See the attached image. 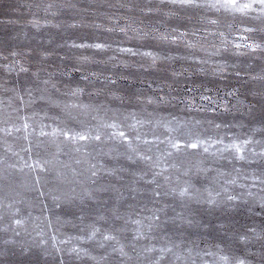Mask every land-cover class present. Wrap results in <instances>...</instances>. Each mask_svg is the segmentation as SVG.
Here are the masks:
<instances>
[{
  "label": "rangeland",
  "instance_id": "rangeland-1",
  "mask_svg": "<svg viewBox=\"0 0 264 264\" xmlns=\"http://www.w3.org/2000/svg\"><path fill=\"white\" fill-rule=\"evenodd\" d=\"M203 2V0H201ZM52 4L53 7L46 14L42 8L36 5ZM160 0H0V57L7 55L10 50L20 53L14 59L29 69L27 73L16 72L8 73L0 69V84L7 88H17L20 95L24 97L22 104L15 98L12 92H6L4 88H0V158L5 163L0 165V264H51L52 256L47 258L41 255L43 248L33 246L32 241L37 243L44 239L47 241V249L55 255L53 244L56 247H66L62 241L69 236H85L84 240H73L77 246L85 247L89 252L97 257L108 256L109 264H121L126 261V257H122L117 252L112 251V247L125 246V251L132 257L131 264H137V253L141 252L145 247H160L168 245L169 238L177 243H181L179 249H174L180 256L177 257L171 253H166L161 264H219L221 255H227L233 264L236 259L246 261V264H264V240L252 239L248 243H244L237 239L239 233H247L249 236L253 234L248 232L249 228H255L259 233L264 231V209L258 203H254L251 197L247 196V192L251 191L257 198L261 193V186L258 179L253 178V173L258 177L262 167L259 163L248 164L245 161H234L236 168L243 169V172L237 176L232 171V164L228 160H220L212 163L210 156L215 148H210L209 154L180 157H166L165 153L169 150V146L165 142V129L157 126L155 120L159 117L171 120L178 117L181 120H215L216 123H227L235 125L237 121L248 119L242 117L233 110L225 113L222 109L217 108L216 112L199 111V106L206 104L199 98L200 93L215 97L217 93L223 96L225 92L233 88L240 90V97L246 103L254 104L253 116L258 122L264 115V102L260 98L253 97V92L264 90V82L251 79L252 76L264 73V54L232 56L230 53L222 56H212L210 53L214 51L213 44L218 45L220 38L213 35L218 31H224L230 41L237 40L240 35H247L243 32H233L229 35L228 30L224 27L227 23L239 25L240 18L233 21L231 15L217 13L214 9H180L176 8L181 19L176 17H165L162 12L146 13L140 9L146 6L157 7ZM123 4L133 5V10L121 7ZM75 5V7H71ZM163 11H168L167 5ZM85 9H87L85 11ZM55 13V15H53ZM258 13H250L249 17L244 18V26L261 27L260 19H253ZM203 17V19H202ZM190 18V19H189ZM36 19L39 21V28L33 27L29 21ZM219 19L220 25H211L209 20ZM83 21L86 26H79ZM76 24L73 28L69 25ZM93 24H102L105 27H113L116 30L109 33L103 29L97 30L92 27ZM131 25L137 29L148 30L151 27L159 28L161 31H170L174 27H178L180 31H187L188 36L179 40L175 44L161 43L149 40L148 49L141 50L161 51L163 53L170 52L176 56H189L195 59H205L209 63L204 65L208 70L206 73H197L188 78H173L171 73L173 70H179L181 65L188 67L193 64L192 59L187 61L177 60L174 63L158 61L155 68H140L139 63H147V60H141L140 57H130L120 54L114 49L118 46L140 48L141 42L128 39L123 33H120L118 26ZM195 35H192V33ZM131 32L128 33L130 37ZM257 35H259L257 33ZM87 42H107L112 45V49L101 53L92 49H73L71 43ZM187 41L197 44L196 48H187ZM115 55L118 59L126 60L131 67L125 69L121 65L108 62V56ZM89 57V61L77 57ZM9 59H13L9 57ZM227 59L229 63H235L238 68L229 69L223 76L213 75L211 69L216 62ZM103 61V62H101ZM0 59V64L5 63ZM39 71L40 78L51 79L56 83L59 91L52 90L54 98L63 105L64 103H72L75 98L67 95L69 90L79 85L85 89V94L79 98V101L85 104H102L109 108H119L122 112H136L138 118L144 120H152L153 123H145L140 127L142 139L147 138L153 140L154 136L158 138L155 144L145 145L139 142L137 147L140 153L150 155L155 161L160 157V166L151 167L150 161H140L134 156L135 163L125 159L123 156L114 158L112 156L98 155L100 148L106 152L110 144L97 145L89 142L87 151L83 149L80 153L73 151L72 145H63V152L59 159L70 164L71 168H75L78 172H83L84 176L88 175L87 169L91 164H96L99 168L104 165L105 168H124L126 171L111 175L109 172L101 170L95 178L97 185L111 184L117 191H108L97 193L98 202H89L82 206L79 202L68 203L63 202L60 208H56L49 191L56 189L57 195L67 194L68 196L77 195L84 187L80 183L83 177H76L73 180L72 173L69 169L59 168L60 172L65 175L57 177L55 170L42 173L38 169L33 171L29 168H22L20 158L32 164L38 159L51 158V153L56 152V143L52 142L51 137L39 136L41 123L49 125L44 130L51 132V128L55 125L53 121L44 118L45 114L54 115L59 109L49 105L46 101H36L33 104L28 103L29 97L25 91L26 88L35 89L37 86L44 87L39 84L32 76L33 72ZM239 71L240 77L235 76L234 72ZM97 73L94 77L91 74ZM121 74L128 77L127 79H118L116 86L107 85L105 77L118 78ZM88 76V80L82 79ZM151 84V88L149 87ZM157 84L161 86L162 91L154 89ZM171 85V95L176 97H186L195 95L196 107L188 109L179 99L173 100L167 105L148 104L146 97L164 95L169 93L167 85ZM50 87V86H49ZM115 87L118 94L122 95L125 100L121 104L110 95L111 89ZM189 88L197 89L194 93H189ZM207 90V91H206ZM91 93V94H89ZM39 93L33 92L36 96ZM139 97V101H137ZM227 99L234 103L231 97ZM11 104V107H9ZM19 108V112L14 109ZM44 111H41V109ZM141 108L146 111H141ZM38 115H33V113ZM148 113H154L148 116ZM73 115L78 119L87 121L95 125L98 120L93 117L97 113L89 110L87 113H81L80 110H73ZM110 116L111 113H108ZM29 117L30 125L27 132L23 129L24 121L21 117ZM98 118L107 119L103 111L99 113ZM19 128V131L16 129ZM8 129V131H4ZM205 136L225 138V144L229 143L233 136L239 137L240 140L251 137L255 141L264 139L260 133H251L249 128L243 129L232 127L231 131L224 127L219 130L212 125L204 124L200 129ZM179 133L173 132L168 135L176 136ZM27 136V139H25ZM31 142V144H29ZM59 141H57L58 143ZM239 142V141H237ZM84 144L85 142H80ZM39 145V146H38ZM31 146L32 151L29 153L26 149ZM151 147V151L148 148ZM221 147V146H216ZM259 152L261 145L251 144L246 146L245 155L250 154V150ZM123 152L124 148L121 147ZM189 152L194 150L189 149ZM202 151V150H201ZM205 159V166L213 168L220 167L225 173L231 175L217 176L215 172H210L205 176L203 173H196L195 168L189 175H184V168L187 166L186 161L193 164L197 159ZM80 159L82 163L77 164L75 161ZM175 163L178 167L173 168L171 165ZM8 164H15V168H8ZM147 172L145 179H140L139 175L133 176L132 173ZM157 172V183L161 185L160 191L164 192L170 188L184 186L185 181H190L195 188L201 189L203 196H207L204 192L205 188L220 191L221 187H227L233 195L240 196L247 203H241L240 200L232 202L235 207L212 208L207 204H196L189 202L188 208L182 206L181 200L172 195L155 198L151 195L155 184H147L145 181L152 179V173ZM40 176V184L35 183L36 177ZM165 177H169L165 180ZM213 177L216 179L213 180ZM236 179V184L225 185V180ZM243 184L246 187L241 188ZM96 187V185H90ZM135 188L136 191L130 189ZM75 189V192H73ZM44 191L45 195L40 196L39 192ZM123 194V199L119 201L118 207L120 214L130 216L131 220H141L143 225H147L149 221L146 217L152 215L151 209L154 207H163L168 205L167 217L175 216L177 213L188 214L189 211L195 213V220L199 221L198 227L189 228L185 226L183 229H174L173 225L163 222L167 219L163 213L161 215V227L153 228L152 232H148L147 228L141 229L144 236L133 241L138 225L129 220L127 224L123 220L120 221H97L95 218L98 213L108 215L107 210L113 206H117L116 196ZM223 196V193H222ZM12 207L9 208L8 205ZM47 205V209H45ZM83 207V212L81 208ZM17 209L19 212L17 213ZM59 215L62 220H69L71 223L59 224L55 217ZM83 215V222L79 217ZM49 218H51V226L49 227ZM23 221L21 225H16L14 220ZM95 222L96 227L101 231L107 230L116 237L115 240L103 242L101 246V237L98 234L94 239L88 240L86 226ZM223 225V227H220ZM122 228V231L116 229ZM19 233V235H17ZM43 233L41 236L40 234ZM55 236V241L52 237ZM131 243L136 244L135 251L131 247ZM219 244L217 248L215 245ZM23 247H30L28 254H23ZM208 253H212L209 255ZM145 256L155 259L159 256L158 252L144 253L139 257L140 264H147Z\"/></svg>",
  "mask_w": 264,
  "mask_h": 264
},
{
  "label": "snow or ice",
  "instance_id": "snow-or-ice-1",
  "mask_svg": "<svg viewBox=\"0 0 264 264\" xmlns=\"http://www.w3.org/2000/svg\"><path fill=\"white\" fill-rule=\"evenodd\" d=\"M167 5L168 11H163ZM36 7L42 8V10L47 14L49 10L53 7L52 4H40L38 3ZM71 7H75L72 5ZM121 7L128 8L129 11L133 10V5L123 4ZM180 9H214L217 13H223L224 15H231L233 21L237 18V14H239L240 24L234 23H227L224 27L228 30L229 35L233 32H243L247 33V35H240L237 40L230 41L226 36L224 31H218L217 33H213V35H218L220 38V43L218 45L213 44L214 51L210 53L212 56H222L223 54L230 53L232 56L240 57V56H247V55H262L264 54V0H160L159 6L151 7L146 6L141 8L140 10L146 13H153V12H162L163 16L165 17H176L177 19H181L178 13L175 11L176 8ZM87 9H85L86 11ZM250 13H258V16L254 17L253 19H260L261 20V27H249L244 26V18L249 17ZM55 15V13H53ZM190 19V18H189ZM203 19V17H202ZM33 25V27L39 28V21L33 19L29 21ZM211 25H220L219 19H212L208 21ZM70 27H77L76 24L69 25ZM79 26L83 27L86 26L83 21L80 22ZM97 30L103 29L106 32H113L116 29L113 27H105L102 24H93ZM118 30L120 33H123L125 37L128 39L136 40L141 42L140 48H133V47H123L118 46L114 51L127 55L130 57H140L141 60H147V63H139L140 68H155L158 61L161 62H169L174 63L177 60L180 61H187L192 59L193 64L189 65L188 67H184L181 65L179 70H173L171 75L173 78L185 77L188 78L191 75H195L197 73H206L208 70L204 67V65L208 64L209 61L205 59H195V57L189 56H176L172 55L170 52L163 53L161 51H152V50H141V48L148 49L151 46L147 45L149 40L158 41L161 43H169L175 44L179 40H182L184 37L188 36L189 33L187 31H180L178 27L172 28L170 31L165 30L161 31L159 28L151 27L148 30L137 29L132 27L131 25H124L118 26ZM131 32L132 35L129 37L128 33ZM257 33L259 35H257ZM192 35H195L193 32ZM185 46L187 48H196L197 44L192 43L191 41H187ZM73 49H92L97 50L101 53L109 51L112 49V45L107 42H81L76 43L73 41L70 45ZM15 50H10L7 55L0 57L6 61L3 64H0V69H3L5 72L12 73L16 72L17 75L19 73H27L29 69L25 67L24 64H21L18 60L14 59L15 57L19 56ZM12 57L13 59H9ZM78 60L82 59L84 61H89V57H77ZM108 62H114V64L121 65L123 68L127 69L131 67V65L126 60L118 59L117 56L111 55L107 58ZM103 62V61H101ZM238 68V65L235 63H229L227 59H222L216 62L215 66L211 69L213 75L216 76H223L225 72L229 69L235 70ZM235 76L240 77L241 73L239 71L234 72ZM92 76L96 77L97 73H92ZM34 79L39 82V84H43L44 87L37 86L35 89L26 88L25 91L27 96L29 97L28 103L33 104L36 101H46L49 105L54 106L55 108L59 109V112L54 115H47L45 114L46 119L53 121L54 127L51 128V132H47L44 129L49 127V125H45L41 123L40 125V132L39 136L41 137H51L52 142L56 143V152L51 153V158L46 159H38L34 161L32 164H29L27 161L20 158L22 168H29L33 171L39 170L42 173H47L50 170H55L57 177L64 176L63 172L59 171V168L69 169L72 173L73 180L75 181L76 177H83V180L80 181L81 184L84 185L81 192L77 195L68 196L67 194L57 195L56 189H52L49 191L48 195L51 196V199L56 208H60L63 202L68 203H75L79 202L80 205L84 206L89 202H98L97 193H104L108 191H117L115 187L111 184H101L97 185L96 177L98 176V172L101 170L109 172L111 175H116L119 172L126 171L124 168H105L104 165H100L99 168L96 164H91L87 169L88 175L84 176L83 172H78L75 168H71L70 164L66 161H61L59 159L60 154L67 153L63 152V145H72L73 151L76 153H80L82 149L86 152L87 146L89 142L96 143L97 145L101 144H110L108 150L105 152L103 148H100L98 155L104 156H112L115 154L114 158L123 156L128 161L135 163L134 156L138 157L140 161H150L151 167L156 168L160 166V157L154 161L153 157L150 155H144L140 153L138 150V143L143 142L145 145L155 144L156 138L154 136L153 140H148L147 138L142 139V133L140 127L143 126L145 123H153L152 120H144L140 119L137 116L136 112H122L119 108H109L105 107L102 104H85L79 101V98L85 94V89L77 85L69 90L67 95L75 98L72 103H64L61 105L54 96L52 90L59 91L56 87V83L51 79H43L40 78V72L36 71L32 73ZM128 77L121 74L118 78L113 77H105L107 85L116 86L118 79H127ZM82 79L88 80V76H83ZM253 80H259L264 82V73H259L251 77ZM50 86V87H49ZM151 88V84H149ZM167 87L169 88V93L164 95H157V96H149L145 98L146 103L148 104H156V105H167L170 104L173 100L179 99L181 103L185 105L186 108L192 109L196 107L195 105V95L186 96L183 98L172 96L171 95V85L168 84ZM0 88H4L6 92H12L15 94V98L18 99L22 104L24 103V97L20 95L17 88H7L4 85L0 84ZM161 89V86L157 84V88L154 91ZM39 93L38 95L34 96L33 92ZM189 93H194L197 89L189 88L187 90ZM207 91V90H206ZM91 94V93H89ZM110 95L113 99L120 101L121 104L124 103L125 98L118 94V90L113 87L110 91ZM253 97H259L261 102H264V90L260 92H253ZM227 97H231L234 103L230 102ZM200 100L206 101L207 103L204 105L199 106V111H208V112H216L217 108H220L225 113L235 112L239 113L242 117H246L248 119H242L236 122L235 125H230L227 123H216L215 120L207 119V120H181L178 117H173L171 120L164 119L163 117H159L155 120L157 126L163 127L165 129V142L169 146L171 150L165 153L166 157H180L184 156H193L199 155L203 157L204 154H209L210 148H215L214 152L210 153L212 158V163H217L220 160H228L229 163L232 164V171L239 176L243 169L236 168L234 161H245L248 164L259 163L262 165L260 169V174L257 177L255 173H253V178L259 180V184L261 186V193H264V139L260 141H255L251 137L245 138L240 140L239 137L233 136L231 141L225 144V138L216 136H205L200 129L203 127L204 124L212 125L214 128L219 130L221 127L229 129L231 131L232 127L238 128H249L250 132L260 133L262 137H264V115L261 116L258 122L255 121V117L253 116V109L255 107L254 104L246 103L244 99L240 97V90L238 88H233L228 92H225L223 96H220L219 93L216 94L215 97L206 95L205 93H200L199 95ZM139 101V97L136 98ZM11 107V104H9ZM19 108L14 109V111L19 112ZM73 110H80L81 113H87L89 110L94 111L97 113V116H94V120H98V122L93 125L87 121L78 119L77 116L73 115ZM41 111H44L42 108ZM103 111L107 116V119L98 118L99 113ZM141 111H146V109L141 108ZM108 113H111L109 116ZM33 115H38V113H33ZM154 113H148V116H153ZM24 121L22 127L27 132L30 125L28 123L29 117L24 116L21 117ZM20 129L17 128L16 131ZM4 131H8V129H4ZM179 133L176 136L168 135L170 133ZM27 139V136H25ZM57 141H59L57 143ZM239 141V142H237ZM80 142H85L81 144ZM31 144V142H29ZM251 144H259L261 145V150L259 152L250 150V154L245 155L246 146ZM221 147H216V146ZM39 146V145H38ZM123 147L124 151L121 152L120 148ZM194 150L193 152H189L188 150ZM202 150V151H201ZM26 151L29 153L32 151L31 146H29ZM148 151H151V147L148 148ZM77 164L82 163L80 159L75 161ZM5 161L0 158V165H3ZM187 166L184 168V175H189L192 172L193 168H195L196 173H203L207 176L210 172H215L217 176H225L231 175L230 173H225L220 167L213 168L210 165L205 166V159L199 158L193 164L190 161H186ZM8 168H15V164H8ZM171 167L176 168L178 167L177 164L173 163ZM133 176L139 175L140 179H145L148 175L147 172L137 173L133 172ZM160 175V173L153 172L152 179L146 180L147 184H155L156 187L152 189L151 195L153 197V201L155 202V198L160 197L161 195L168 196L172 195L173 197H178L181 200L182 206L188 208L189 202H194L196 204H207L212 208H232L235 207V202L240 200L241 203H247V201L243 200V193L240 196L233 195L229 192L227 187H221L220 191L213 192L210 188H205L204 192L207 193V196H203L201 189L195 188V186L190 181H185L184 186L179 187V189L173 187L168 189L167 191L161 192L160 188L161 185L157 183L156 176ZM169 177H165V180H168ZM216 178L213 177V180ZM41 178L40 176L36 177L35 183L37 185L40 184ZM225 185L229 184H236V179H228L225 180ZM90 185H96V187H91ZM241 188L246 187L245 185L241 184ZM131 191H136L135 188L130 189ZM75 192V189H73ZM223 193V196H222ZM40 196H44L45 192L40 191ZM247 196L251 197L254 203H258L259 206L264 209V195H260L258 198L251 192H247ZM123 194L120 193L116 196L117 206H113L112 208L108 209V215L104 213H98L96 216L97 221H105L106 223L109 220L112 221H120L123 220L125 224L131 220L130 216H123L120 214V210L118 207L119 201L122 200ZM9 208L12 207L11 204L8 205ZM167 208L168 205L165 204L163 207H154L151 209L152 215L146 217L149 221L147 225H143L141 220H131L132 223L138 225L139 227L136 230L135 235L133 236V241H136L144 236V232L141 230L144 227L147 228L148 232H152L153 228H160L161 227V215L163 213L165 217H167ZM45 209H47V205H45ZM83 207L81 211L83 212ZM17 213L19 209L16 210ZM195 213L189 211L187 215L185 213H177L175 216L167 217V219L163 222L164 224L171 222L174 229H183L185 226L192 228L198 227L200 222L195 220L194 217ZM80 221L83 222L84 216L81 215L79 217ZM57 223L63 225L71 223L69 220H62L61 216L57 215L55 217ZM16 225H21L23 223L22 220L16 219L14 220ZM49 227L51 226V218H49ZM223 227V225H220ZM87 228V239L92 240L98 234L102 238L100 243L103 246V242L115 240L116 237L111 235L110 233L106 234L107 230L101 231L100 228L96 227L95 222L90 223L86 226ZM117 231H122V228L116 229ZM248 232L252 233V236H249L247 233H239L237 235V239L248 243L252 239L264 240V231L259 233L256 232L255 228H249ZM19 235V233H17ZM41 236L43 233L40 234ZM85 236H76L71 237L69 236L66 240L62 241L66 247H56L53 244V249L55 255L51 251H49L46 247L47 241L41 239L38 243L33 240V246L37 248H43L41 255L45 258L52 256L51 264H109L108 256H94L92 255L89 250L85 247L77 246L73 243V240H84ZM52 240L55 241V236L52 237ZM180 243H177L169 238L168 245L160 247L156 249L155 247H145L142 249L141 252L137 253V264H140L139 257L144 253H153L158 252L159 256L155 259H152L148 256H145V260L147 264H161V261L164 259L166 253H171L172 255L177 257V260L180 259V256L177 254L174 249H179L181 246ZM217 248L220 247L219 244L215 245ZM132 249L135 251L136 244L131 243ZM31 251L30 247H23V254H28ZM113 252L119 253L120 256L126 257V261H122L121 264H131L132 257L129 255L128 252L125 251V246L120 245L119 247H112ZM211 255L212 253H208ZM219 264H233V261L227 255H221L219 258ZM234 264H246V261L236 259Z\"/></svg>",
  "mask_w": 264,
  "mask_h": 264
}]
</instances>
